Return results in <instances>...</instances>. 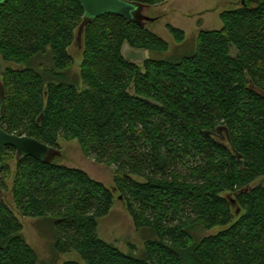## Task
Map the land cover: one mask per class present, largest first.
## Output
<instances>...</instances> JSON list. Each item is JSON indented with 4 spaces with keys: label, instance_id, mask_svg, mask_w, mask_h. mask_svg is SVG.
<instances>
[{
    "label": "trees",
    "instance_id": "1",
    "mask_svg": "<svg viewBox=\"0 0 264 264\" xmlns=\"http://www.w3.org/2000/svg\"><path fill=\"white\" fill-rule=\"evenodd\" d=\"M128 1L153 7L165 0ZM219 18L221 29L200 31L193 53L161 59L153 55L167 53L168 44L146 26L99 17L82 31L77 86L68 80L67 50L83 21L81 6L0 5V59L17 66L0 68L1 128L56 151L60 140L76 141L84 158L113 168L111 190L56 164L58 157L17 160L3 149L0 174L9 175V159L16 164L18 215L47 220L57 254L75 252L82 264H264V0L247 8L239 2ZM166 29L184 42L182 31ZM124 45L148 51L149 59L125 60ZM40 57L50 65L42 72L33 63ZM113 192L135 229L152 235L140 257L98 238ZM214 228L222 230L196 235ZM37 263L0 199V264Z\"/></svg>",
    "mask_w": 264,
    "mask_h": 264
},
{
    "label": "rangeland",
    "instance_id": "2",
    "mask_svg": "<svg viewBox=\"0 0 264 264\" xmlns=\"http://www.w3.org/2000/svg\"><path fill=\"white\" fill-rule=\"evenodd\" d=\"M239 2L240 0H165L160 5L149 7L145 11V15L155 20L152 23L148 22L146 28L166 42L169 47L167 53L153 56L161 59H178L193 53L198 33L220 30L222 27L220 14L239 8ZM167 26L184 33L185 40L182 44H176L173 41L166 29ZM67 52L72 59L68 80L80 86L79 67L82 57L79 44L74 40ZM33 63L36 70L41 72L44 67L49 68L50 66L44 57L34 60ZM7 67L17 68L16 65L4 63L0 59L1 70ZM57 151L60 156L55 159L56 164L79 169L92 180L112 190L114 187L113 168L84 158L76 141L60 140ZM7 165L9 166V175L0 174V183H4V187L0 188V199L21 224L23 239L35 251L37 264H64L71 261L82 264L80 256L75 252L57 254L54 251L53 232L47 220L23 218L18 215L11 195L16 164L13 159H9ZM135 180L141 182L140 179L135 178ZM113 193L115 199L112 209L107 216L97 221L98 238L105 243L112 244L122 254L128 255L132 252L140 257L143 253L144 242L152 235L149 231L135 229L123 199L119 200L118 193ZM220 230L222 229L200 230L196 235L199 238L207 237L215 235ZM130 247L133 249L131 250Z\"/></svg>",
    "mask_w": 264,
    "mask_h": 264
},
{
    "label": "water",
    "instance_id": "3",
    "mask_svg": "<svg viewBox=\"0 0 264 264\" xmlns=\"http://www.w3.org/2000/svg\"><path fill=\"white\" fill-rule=\"evenodd\" d=\"M6 0H0V5ZM82 8L83 21L78 28L76 42L79 44L84 26L93 22L104 15H113L124 19L127 23H135L145 27L148 22L152 23L155 19L145 15L149 8L146 5L135 3L128 0H73ZM258 0H241L240 5L244 8L257 4ZM122 56L125 60L135 64H141L149 59V53L146 50H133L127 45L122 48ZM4 96L5 90L0 82V123L4 115ZM4 148H11L15 151L16 159L29 157L41 163H49L60 156L59 151L27 136H17L6 133L0 125V172L2 171V151ZM114 191V190H113ZM121 200V197H119Z\"/></svg>",
    "mask_w": 264,
    "mask_h": 264
}]
</instances>
